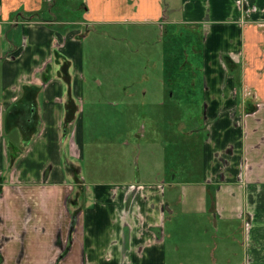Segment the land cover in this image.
<instances>
[{
    "label": "crops",
    "instance_id": "1",
    "mask_svg": "<svg viewBox=\"0 0 264 264\" xmlns=\"http://www.w3.org/2000/svg\"><path fill=\"white\" fill-rule=\"evenodd\" d=\"M51 1L0 0V264H264V0H105L93 18L202 32L207 164L185 204L204 210L215 187L219 218L239 217L243 237L207 254L168 249L157 182L87 184L78 113L89 15L45 20Z\"/></svg>",
    "mask_w": 264,
    "mask_h": 264
},
{
    "label": "rangeland",
    "instance_id": "2",
    "mask_svg": "<svg viewBox=\"0 0 264 264\" xmlns=\"http://www.w3.org/2000/svg\"><path fill=\"white\" fill-rule=\"evenodd\" d=\"M104 1L52 0L50 11L41 15L66 21V26L89 15L88 25L81 26L78 113L84 135L78 163L87 184L148 187L157 182L167 208L163 234L171 252L180 247L207 254L227 242L232 249L242 248V220L219 218L215 187H208L204 210L195 202L185 204L188 186L204 181L207 164L200 28L93 19L105 11ZM169 1L180 6V0ZM173 256L170 262L176 261Z\"/></svg>",
    "mask_w": 264,
    "mask_h": 264
}]
</instances>
